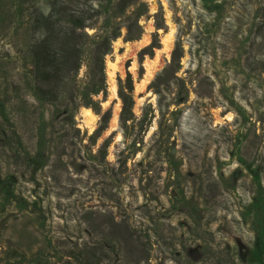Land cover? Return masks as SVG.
I'll return each instance as SVG.
<instances>
[{"label": "rangeland", "instance_id": "1", "mask_svg": "<svg viewBox=\"0 0 264 264\" xmlns=\"http://www.w3.org/2000/svg\"><path fill=\"white\" fill-rule=\"evenodd\" d=\"M111 1L85 28L100 39L121 25L105 55L106 97L94 96L101 111L87 107L98 115L91 131L69 90L42 102L31 89L30 17L51 0H0V175L13 191L0 184V264H264V210L251 206L258 185L249 169L260 173L264 197V0H215L212 11L201 0H138L123 14ZM139 11L128 39L125 24ZM170 29L172 46L162 50ZM177 41L179 79L168 76ZM90 49L71 82L77 89ZM166 67L158 95L151 84ZM129 75L125 127L118 87ZM107 110V128L94 137Z\"/></svg>", "mask_w": 264, "mask_h": 264}, {"label": "trees", "instance_id": "2", "mask_svg": "<svg viewBox=\"0 0 264 264\" xmlns=\"http://www.w3.org/2000/svg\"><path fill=\"white\" fill-rule=\"evenodd\" d=\"M92 1L93 4H87ZM85 0L82 4L76 7L70 5L67 0H51L49 6L45 9L37 10L32 17L31 32L32 42L30 47V53L34 60V72L31 78V89L34 96L42 102H54L67 97L65 95L66 90L71 92L68 97L72 101L73 108H77L80 105L86 107H92L97 113H100V103L94 100V96L103 94L106 97V76H105V55L111 51V41L120 35L121 25H114L109 33L103 35L100 39H97L86 32V27L92 26L93 15H99L101 11H108L109 5L112 1L104 0ZM138 0H116L113 2L112 7L114 12L123 14L126 8L137 2ZM203 6L208 10H214L216 6L215 0H201ZM90 11H95L90 13ZM142 15V11H139L135 16L125 24L127 28V38L134 39V29L139 28L138 19ZM264 18V8H263ZM105 26L110 27L112 22L110 17L104 19ZM162 25H157L160 27ZM90 49V65L88 70V79L81 85V89L75 85H71L74 80L73 77L78 75L81 67V60L83 53L86 51V44ZM157 44V45H156ZM159 46L158 43H151L141 51V56L147 53H153V47ZM180 41H177L171 54V68L168 76L172 75L173 78L179 79L175 75L177 69L180 67V57L183 54V49ZM168 72V67L161 70L151 86L155 88V92L160 95V85L157 83L161 77ZM171 78V77H169ZM81 91L79 97L78 91ZM133 85L130 75L127 77L126 82L123 83L119 80L118 95L122 100V110L120 113V121L123 126L126 127L127 122L132 118L133 112V97H132ZM181 102V101H179ZM168 108V107H167ZM164 106L159 103V110L164 114ZM0 113L6 117L4 106L0 102ZM110 118V112L108 110L102 114L100 123L96 128V136L107 128L108 120ZM145 119L141 120L143 123ZM126 159H124L125 161ZM36 162V160H32ZM254 180L258 185L257 195L251 203V206L255 208V211L264 210V197L261 191V179L260 173L257 169H251ZM0 184L9 194H13L10 191L9 185L0 175ZM264 226L259 233L258 244L260 248L258 253H261L264 245ZM261 256V255H260ZM82 264H89L84 258H80Z\"/></svg>", "mask_w": 264, "mask_h": 264}, {"label": "bare ground", "instance_id": "3", "mask_svg": "<svg viewBox=\"0 0 264 264\" xmlns=\"http://www.w3.org/2000/svg\"><path fill=\"white\" fill-rule=\"evenodd\" d=\"M172 26V25H171ZM172 28V27H171ZM173 30L170 29V32L166 34V36L164 35V38L162 40V50H169L172 46V41H173ZM157 59L158 57L155 58V62L152 66H149L148 70L146 71L144 78L141 80V85L139 86V89L142 90V87H145L149 81V79L151 78L152 75H154L155 69H156V64H157ZM113 63V62H112ZM110 66L112 65V70H108V82H109V90L111 92V94L116 93V83H115V68H116V64H110L108 63ZM81 113V112H80ZM116 113H114L115 115ZM117 115V114H116ZM98 115L95 114L90 108L87 107H83L82 108V126L88 128L89 130L92 131V129L95 127L96 124V120H97ZM117 118V117H116ZM113 119V118H112ZM114 121V119H113ZM111 122V121H110Z\"/></svg>", "mask_w": 264, "mask_h": 264}]
</instances>
